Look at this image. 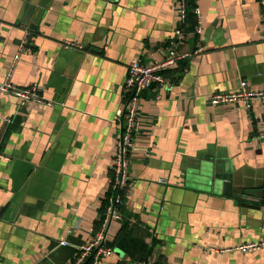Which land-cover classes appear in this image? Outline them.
<instances>
[{
  "label": "crops",
  "instance_id": "obj_1",
  "mask_svg": "<svg viewBox=\"0 0 264 264\" xmlns=\"http://www.w3.org/2000/svg\"><path fill=\"white\" fill-rule=\"evenodd\" d=\"M28 6L35 11L26 27ZM197 6L202 34L187 23L181 51L198 42L205 51L170 72L171 85L142 94L132 187L109 245L125 224L130 230L114 257L96 264H264V250L236 251L264 239V208L239 199L264 185V102L252 111L211 104L242 80L264 91L261 5ZM177 24L176 0H0V84L37 85L53 102L0 94V150L10 158L0 159V264L74 263L110 193L120 134L113 120L129 66L164 59ZM221 165L233 174L232 198L199 178Z\"/></svg>",
  "mask_w": 264,
  "mask_h": 264
},
{
  "label": "built area",
  "instance_id": "obj_2",
  "mask_svg": "<svg viewBox=\"0 0 264 264\" xmlns=\"http://www.w3.org/2000/svg\"><path fill=\"white\" fill-rule=\"evenodd\" d=\"M191 0H176L178 24L173 39L169 43L167 55L162 60H155L151 64H145L141 60L133 61L128 69V76L123 91V103L117 111L113 125L118 126L120 131L117 139L116 151L112 161L113 177L110 182L111 198L105 211V220L100 229L93 234V237L79 248L78 255L73 264H86L92 260L93 264L99 261L114 257L115 250L110 247L108 232L111 223L122 221V208L125 206L126 192L132 187L130 175L131 155L135 147L136 136L141 125L142 94L146 91H159L172 84L170 72L179 69L197 55L204 53L205 48L198 42L196 49L192 52H182L181 48L188 41L189 35L186 32V24L189 16L195 18L196 26L194 36L202 34L201 10L197 6L190 8ZM261 5V26L264 29V0H259ZM27 33L29 38L30 34ZM64 47L70 50H81L84 48L73 43H65ZM24 46H21L20 54ZM1 95H11L18 100L27 103H34L39 106L53 107V102L46 101L40 94L39 87L32 85L21 88L13 85L10 81L0 84ZM264 102L263 90H252L246 80L239 83L238 88L231 93H214L211 97L212 106L244 104L248 111H252L255 103ZM0 159L9 161L10 158L0 150ZM159 184H166L164 180ZM67 245V243H61ZM264 250V239L252 241L236 248V251L249 254ZM137 264H160L152 260H145Z\"/></svg>",
  "mask_w": 264,
  "mask_h": 264
},
{
  "label": "water",
  "instance_id": "obj_3",
  "mask_svg": "<svg viewBox=\"0 0 264 264\" xmlns=\"http://www.w3.org/2000/svg\"><path fill=\"white\" fill-rule=\"evenodd\" d=\"M34 11H35L34 6L27 7L26 15L23 21V25H25L26 27L29 26L28 20ZM31 30L35 31L36 28L32 26ZM32 38H33L32 36H29V40L27 44L29 47H31ZM199 178L204 184H206L210 188L216 187L218 184L217 182L221 183L223 185V195L229 198L234 197L233 192H234V187L236 186L234 185L233 174L225 166L223 165L217 166L214 173L208 177L205 175L201 177L199 174ZM239 199L244 202V206L247 208L248 207L254 209H261L262 207L264 208V185L258 187L257 193L255 195H251L243 192L242 196L239 197Z\"/></svg>",
  "mask_w": 264,
  "mask_h": 264
},
{
  "label": "trees",
  "instance_id": "obj_4",
  "mask_svg": "<svg viewBox=\"0 0 264 264\" xmlns=\"http://www.w3.org/2000/svg\"><path fill=\"white\" fill-rule=\"evenodd\" d=\"M195 7V0H191L190 1V8L193 9ZM188 23H190V26H192V28L195 29V26H196V21H195V18L190 15L189 16V20H188ZM111 198V193L108 194V198H107V201L104 202L103 204V207L101 209V215H100V219H99V222L97 223V227H96V230L95 232H97L101 225L103 224L104 220H105V211H106V208L108 207V204H109V199ZM123 210H124V207L122 208V214H123ZM129 227H128V223L124 225L123 229L121 230L119 236L117 237L115 243L111 244L110 247L115 249L116 247H118L120 244V239L122 238V236L126 235L128 232H129ZM141 261H145V260H141ZM140 261V262H141ZM92 260H89L86 264H92Z\"/></svg>",
  "mask_w": 264,
  "mask_h": 264
}]
</instances>
